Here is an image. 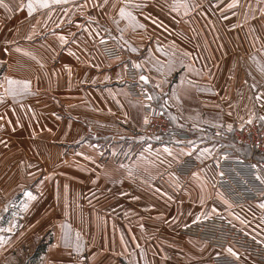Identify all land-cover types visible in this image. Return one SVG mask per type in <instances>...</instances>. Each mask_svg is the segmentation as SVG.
Returning a JSON list of instances; mask_svg holds the SVG:
<instances>
[{
    "label": "crops",
    "instance_id": "obj_1",
    "mask_svg": "<svg viewBox=\"0 0 264 264\" xmlns=\"http://www.w3.org/2000/svg\"><path fill=\"white\" fill-rule=\"evenodd\" d=\"M48 2L31 15L27 0L0 4V211L22 195L19 216L0 217V264L29 262L42 242L35 264H213L219 254L264 264L187 232L219 216L264 246V198L233 204L212 163L237 124L264 126V0ZM102 40L123 58L106 59ZM127 59L191 144L140 130L142 102L122 86ZM6 77L30 90L13 97ZM190 156L195 169L174 170Z\"/></svg>",
    "mask_w": 264,
    "mask_h": 264
},
{
    "label": "built area",
    "instance_id": "obj_2",
    "mask_svg": "<svg viewBox=\"0 0 264 264\" xmlns=\"http://www.w3.org/2000/svg\"><path fill=\"white\" fill-rule=\"evenodd\" d=\"M214 2L217 0H206ZM99 41L97 46L103 56L108 60L123 58L120 47L112 40ZM124 75L127 88L133 97L139 99L143 105L144 117L149 123L144 122L140 130L148 136L157 138H170L176 142L189 141L192 138L188 130L175 126L169 114L158 107L154 100L147 101L145 94L151 93L135 81L137 73L131 63H126ZM150 107H146L149 105ZM232 146L221 147L212 158L216 171V187L233 204H246L264 198V159L259 160L258 155L264 156V126L258 120L251 123L241 122L231 132ZM248 155L244 156V152ZM199 165L196 158L185 157L174 165V170L185 176ZM223 173V175H221ZM187 232L220 247L232 244L244 249L249 254L264 260V246L232 226L219 216H213ZM213 264H242L234 257L219 254L213 257Z\"/></svg>",
    "mask_w": 264,
    "mask_h": 264
},
{
    "label": "snow or ice",
    "instance_id": "obj_3",
    "mask_svg": "<svg viewBox=\"0 0 264 264\" xmlns=\"http://www.w3.org/2000/svg\"><path fill=\"white\" fill-rule=\"evenodd\" d=\"M66 2V0H65ZM54 3L59 4L61 3V0H54ZM105 3H107V0H105ZM0 4H3V0H0ZM238 5V0H235V3H229L228 7L232 8ZM27 9H28V13L29 15L32 14V12H34L36 10L37 7L39 8H49L50 4L48 2V0H27ZM185 8L188 7L187 4L183 5ZM23 7V5H22ZM100 7H103V5H100ZM119 15L121 17H127L130 20H135V17L132 16V14L130 12H126V7H121L120 11H119ZM35 27V26H33ZM139 27H144L143 25H139ZM105 31H107V29H105ZM98 34V33H97ZM31 38V37H29ZM60 41L62 43H67V38L64 37L63 35L60 36ZM104 41H101V43H103ZM19 51V49H17ZM132 51H136L135 48H132ZM135 68H141L140 64H134L133 65ZM261 71H264V66H261ZM139 79L144 82L145 84H147L149 82V77L146 75H141L139 77ZM6 82L8 85V88L6 89V91L8 92V94L12 95L13 97L17 96V95H22L24 93H27L30 90V81L28 80H16V79H12L10 77H6ZM159 85H157L158 87ZM253 87H255V85H253ZM145 99L147 101H152L154 99V97L150 94H145ZM255 100L257 102H264V93H258L255 96ZM261 106H264V103L261 104ZM146 107H150L149 105H146ZM260 119L264 120V116L260 117ZM248 123L252 122V117L250 116L248 121ZM144 123L147 124L149 123V120L147 117L144 118ZM231 127V125H229V128ZM189 144H191L192 142L189 141ZM165 152L168 153L169 156L172 155L171 151L168 148L164 149ZM208 149H204L202 152V155L207 154L208 153ZM186 155H190V153H185ZM193 175L195 176L196 173H193ZM221 175H223V173H221ZM25 196L29 197L30 199H35V197L32 196V194L30 192H25L24 193ZM225 203H227L225 201ZM262 208H264V204L260 205ZM25 207H27V205H25ZM197 219H199V217H197ZM78 238H79V234H77ZM226 251L228 253H231L233 256H237L238 254L236 252L233 251V249L231 247H228L226 249Z\"/></svg>",
    "mask_w": 264,
    "mask_h": 264
},
{
    "label": "rangeland",
    "instance_id": "obj_4",
    "mask_svg": "<svg viewBox=\"0 0 264 264\" xmlns=\"http://www.w3.org/2000/svg\"><path fill=\"white\" fill-rule=\"evenodd\" d=\"M119 46V45H118ZM121 49V48H120ZM126 63L128 64V63H131L132 64V62L129 60V59H127L126 61H125V65H126ZM133 65V64H132ZM135 68V67H134ZM135 70H136V73H137V78H136V82L138 83V85L139 86H141V87H144V88H146L150 93H151V95L153 96V93H152V91H151V87L150 86H148L147 84H145L144 82H142L140 79H139V70H138V68H135ZM122 86H123V88L125 89V91H126V93L128 94V96H130L131 98H134V99H137V98H135V97H133L132 96V94L130 93V91L128 90V88H127V81H126V79H125V75H124V79H123V82H122ZM154 97V96H153ZM137 100H139V99H137ZM154 101H155V103L157 104V106L158 107H160V108H162L163 110H165L168 114H169V116H170V119H171V115H170V112H169V110H168V108H167V106H166V104L165 103H162V102H157L156 100H155V98L153 99ZM142 111H143V107H142ZM143 116H144V112H143ZM145 118V117H144ZM144 122V121H143ZM142 122V123H143ZM244 122H247V121H244ZM141 123V124H142ZM173 123V122H172ZM241 123V122H240ZM175 125V124H174ZM176 126V125H175ZM32 165V164H31ZM36 165H38V163H36ZM31 182H33L34 181V179H31L30 180ZM36 181V180H35ZM19 182V181H18ZM18 184V183H17ZM17 186V185H16ZM15 186V187H16ZM21 203H22V195L21 194H18V195H15L10 201H9V206H5V209H3L2 211H0V217L2 218V220L1 221H3V222H7L6 220L7 219H11V216H13V217H15V216H19V214L21 213L20 211H19V209H20V205H21ZM8 205V204H7ZM7 209V210H6ZM48 239H49V237H47ZM32 245V244H31ZM45 246H46V244L44 243V242H42V243H38L37 245H36V247L34 248V250L33 251H31V254H30V256H33L35 253H36V250H37V248H38V255L37 256H39L40 255V253L41 252H43V250L45 249ZM30 256H29V259H30ZM31 260H29V262H30ZM36 263V260H35V262H34V264Z\"/></svg>",
    "mask_w": 264,
    "mask_h": 264
},
{
    "label": "trees",
    "instance_id": "obj_5",
    "mask_svg": "<svg viewBox=\"0 0 264 264\" xmlns=\"http://www.w3.org/2000/svg\"><path fill=\"white\" fill-rule=\"evenodd\" d=\"M247 155H248L247 153L244 154V156H247ZM257 158H258L259 160H263V159H264V156H262V155H258ZM37 255H38V248H37V250H36V253H35L33 256H31V261H30V262H27V263H25V264H34V261H35Z\"/></svg>",
    "mask_w": 264,
    "mask_h": 264
}]
</instances>
